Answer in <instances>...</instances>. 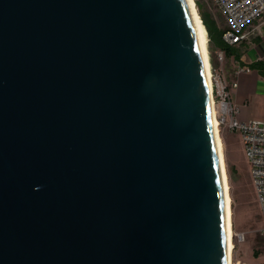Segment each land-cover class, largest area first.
Returning a JSON list of instances; mask_svg holds the SVG:
<instances>
[{
    "label": "water",
    "instance_id": "obj_1",
    "mask_svg": "<svg viewBox=\"0 0 264 264\" xmlns=\"http://www.w3.org/2000/svg\"><path fill=\"white\" fill-rule=\"evenodd\" d=\"M187 0H0V264H229Z\"/></svg>",
    "mask_w": 264,
    "mask_h": 264
},
{
    "label": "built area",
    "instance_id": "obj_2",
    "mask_svg": "<svg viewBox=\"0 0 264 264\" xmlns=\"http://www.w3.org/2000/svg\"><path fill=\"white\" fill-rule=\"evenodd\" d=\"M226 21L222 40L226 47H236L247 41L254 32V25L264 17V0H210ZM224 50L217 53V59L224 63ZM211 62V60H210ZM245 72L241 68L238 73ZM212 94L219 119V128L241 135L245 157L250 167L251 179L257 193L264 238V121L252 120L241 123L237 120L239 109L233 102L231 90L238 83H229L224 74L211 65Z\"/></svg>",
    "mask_w": 264,
    "mask_h": 264
},
{
    "label": "rangeland",
    "instance_id": "obj_3",
    "mask_svg": "<svg viewBox=\"0 0 264 264\" xmlns=\"http://www.w3.org/2000/svg\"><path fill=\"white\" fill-rule=\"evenodd\" d=\"M195 2L204 6L203 12L207 16L212 17L216 22L218 21L221 31L225 29V25L219 19L217 8L212 5L210 0H195ZM199 15L204 23L200 12ZM208 38L209 51L210 37ZM210 56L209 51V58L211 59ZM237 120L241 123L248 122L241 120L239 115ZM220 135L224 146L226 170L232 197L233 242L235 246L233 263L264 264V238L260 232L263 220L258 206L257 193L251 179L250 167L245 157L241 135L229 132L225 128H220ZM234 167L237 172L233 171ZM256 250L259 253L258 256L254 253Z\"/></svg>",
    "mask_w": 264,
    "mask_h": 264
},
{
    "label": "crops",
    "instance_id": "obj_4",
    "mask_svg": "<svg viewBox=\"0 0 264 264\" xmlns=\"http://www.w3.org/2000/svg\"><path fill=\"white\" fill-rule=\"evenodd\" d=\"M217 12L219 13L218 10ZM219 19L226 27V21L220 13ZM214 22L221 31L218 21ZM230 48L232 54L224 50L226 58L224 63H220L217 53L221 49L213 45L210 64L213 69L220 70L230 84L238 83V88L232 89L231 94L239 109L240 119L264 121V17L254 25V32L247 41ZM241 68H244L245 72L238 73Z\"/></svg>",
    "mask_w": 264,
    "mask_h": 264
},
{
    "label": "bare ground",
    "instance_id": "obj_5",
    "mask_svg": "<svg viewBox=\"0 0 264 264\" xmlns=\"http://www.w3.org/2000/svg\"><path fill=\"white\" fill-rule=\"evenodd\" d=\"M191 14L194 20V24L196 27L197 35L201 44V48L204 55L205 66L207 69V76H208V92H209V100H210V108L212 114V122L213 128L216 138L217 149L219 152V156L222 163V178L224 184V192H225V207H226V223H227V240H228V251H229V264L233 263V254H234V242H233V211H232V197L230 194V185H229V178L228 173L226 170V161L224 155V146L222 137L220 135V128H219V119L217 116V110L215 108V102L212 94V82H211V64L209 58V51H208V32L205 28L203 21L199 15L198 7L195 0H187Z\"/></svg>",
    "mask_w": 264,
    "mask_h": 264
},
{
    "label": "trees",
    "instance_id": "obj_6",
    "mask_svg": "<svg viewBox=\"0 0 264 264\" xmlns=\"http://www.w3.org/2000/svg\"><path fill=\"white\" fill-rule=\"evenodd\" d=\"M197 7H198L199 12L201 13L203 19H204L203 24H205L204 26H206L205 28L207 29L208 37H210L209 51H210L211 59H212L213 45H216L219 49L225 50V51H227V53L232 54V48L226 47V45L223 43L222 31H219L217 29L216 23L214 22L213 18L210 16H207L205 14V12H203L202 5L197 4ZM211 62H212V60H211ZM233 171L237 172V169L234 167ZM254 253L256 256H258V254H259L257 250Z\"/></svg>",
    "mask_w": 264,
    "mask_h": 264
}]
</instances>
